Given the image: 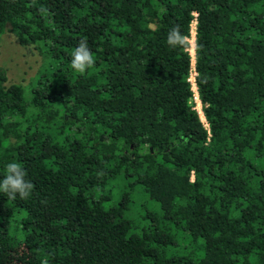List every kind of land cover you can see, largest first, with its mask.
<instances>
[{
	"label": "trees",
	"instance_id": "trees-1",
	"mask_svg": "<svg viewBox=\"0 0 264 264\" xmlns=\"http://www.w3.org/2000/svg\"><path fill=\"white\" fill-rule=\"evenodd\" d=\"M193 23L194 58L167 44ZM8 26L44 64L27 95L0 66V179L16 161L34 185L0 193V264L18 247L26 264H264V0H0Z\"/></svg>",
	"mask_w": 264,
	"mask_h": 264
},
{
	"label": "rangeland",
	"instance_id": "rangeland-1",
	"mask_svg": "<svg viewBox=\"0 0 264 264\" xmlns=\"http://www.w3.org/2000/svg\"><path fill=\"white\" fill-rule=\"evenodd\" d=\"M193 29H195V25ZM43 64L44 58L39 49L34 44L20 45L16 36L9 30V26L5 32L0 34V66L6 71L7 85L20 84L24 87L25 95H27L30 82L43 69ZM194 100L198 112L201 111L200 102L198 97L195 98V93ZM25 257L26 250L23 247H18L6 257V262L7 264H26Z\"/></svg>",
	"mask_w": 264,
	"mask_h": 264
},
{
	"label": "clouds",
	"instance_id": "clouds-1",
	"mask_svg": "<svg viewBox=\"0 0 264 264\" xmlns=\"http://www.w3.org/2000/svg\"><path fill=\"white\" fill-rule=\"evenodd\" d=\"M167 44L173 48H191L189 36L182 32L179 24L173 25L167 34ZM95 65V58L87 41L81 39L71 54V68L79 73L85 74ZM6 171L0 179V193H4L8 199H27L34 188L33 183L27 180L26 171L20 163L12 161L6 164Z\"/></svg>",
	"mask_w": 264,
	"mask_h": 264
},
{
	"label": "bare ground",
	"instance_id": "bare-ground-1",
	"mask_svg": "<svg viewBox=\"0 0 264 264\" xmlns=\"http://www.w3.org/2000/svg\"><path fill=\"white\" fill-rule=\"evenodd\" d=\"M190 39V42H191V53H192V56L194 58V47H195V30L193 29L192 33H191V37L189 38Z\"/></svg>",
	"mask_w": 264,
	"mask_h": 264
}]
</instances>
